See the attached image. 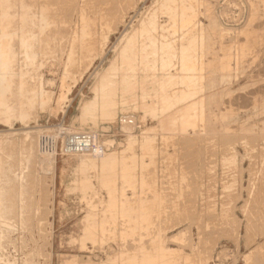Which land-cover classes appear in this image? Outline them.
<instances>
[{
    "label": "rangeland",
    "instance_id": "obj_1",
    "mask_svg": "<svg viewBox=\"0 0 264 264\" xmlns=\"http://www.w3.org/2000/svg\"><path fill=\"white\" fill-rule=\"evenodd\" d=\"M36 1L0 0V264H264V0Z\"/></svg>",
    "mask_w": 264,
    "mask_h": 264
},
{
    "label": "bare ground",
    "instance_id": "obj_2",
    "mask_svg": "<svg viewBox=\"0 0 264 264\" xmlns=\"http://www.w3.org/2000/svg\"><path fill=\"white\" fill-rule=\"evenodd\" d=\"M35 1H36V0H35ZM40 1H41V0H40ZM40 1H39V2H40ZM77 1H78V0H77ZM36 2H37V1H36ZM41 2H42V1H41ZM41 2H40V3H41ZM48 2H50V1H48ZM52 2H53V1H52ZM74 2H75V1H74ZM133 2H134V1H133ZM40 3H39V5H37V7L40 6ZM45 3H46V2H45ZM76 3H77V2H76ZM105 3H107V2H105ZM110 3H111V2H110ZM134 3H135V2H134ZM37 4H38V3H37ZM42 4H43V3H42ZM47 4H48V3H47ZM101 4H102V3H101ZM130 4H132V3H130ZM164 4L166 5V3H164ZM45 5H46V4H45ZM49 5H50V4H49ZM61 5H62V4H61ZM97 5H98V4H97ZM97 5H95V6H97ZM121 5H122V4H121ZM125 5H126V4H125ZM133 5H134V4H133ZM154 5H155V3H154ZM161 5H162V4H161ZM110 6H111V5H110ZM110 6H108L109 9H112L113 7L110 8ZM118 6H119V5H118ZM159 6H160V5H159ZM167 6H168V5H167ZM167 6H165V7H167ZM41 7H42V6H40V10H41ZM47 7H48V6H47ZM92 7H93V4H92ZM101 7H102V6H101ZM103 7H104V6H103ZM160 7H161V6H160ZM165 7H164V9H165ZM38 8H39V7H38ZM42 8H45V6L42 7ZM49 8H50V7H49ZM72 8H73V7H72ZM72 8H71V9H72ZM87 8H88V7H87ZM104 8H105V7H104ZM121 8H123V6H121ZM169 8H170V7H169ZM56 9H57V8H56ZM67 9H68V7H67ZM71 9H70V10H71ZM88 9H90V8H88ZM106 9L108 10V8H106ZM116 9H117V8H116ZM126 9H127V8H126ZM162 9H163V8H162ZM30 10H31V9H30ZM30 10H29V11H30ZM43 10H44V9H43ZM73 10H74V9H73ZM103 10L106 11L105 9H103ZM114 10H115V9H114ZM117 10H118V9H117ZM121 10H123V9H121ZM121 10H120V12H121ZM124 10H125V9H124ZM124 10H123V11H124ZM154 10H155V9H154ZM168 10H169V9H168ZM186 10H187V9H186ZM186 10H185V12H186ZM36 11H38V10L36 9ZM45 11H46V10H45ZM60 11H61V10H60ZM62 11H63V8H62ZM65 11H66V10H65ZM68 11H69V10H68ZM71 11H72V10H71ZM81 11H82V10H81ZM134 11H135V10H134ZM134 11H133V13H136V12H134ZM138 11H139V10H138ZM161 11H164V10H161ZM187 11H188V10H187ZM30 12H31V11H30ZM34 12H35V11H34ZM55 12H56V11H55ZM110 12H111V10H110ZM113 12H114V11H113ZM127 12H128V11H127ZM148 12H149V11H148ZM167 12H168V11H167ZM167 12H166V13H167ZM61 13H62V12H61ZM69 13H70V12H69ZM96 13H97V11H96ZM151 13H152V12H151ZM164 13H165V12H164ZM170 13H171V12H170ZM188 13H189V12H188ZM35 14H36V13H35ZM37 14H38V13H37ZM64 14H65V13H64ZM78 14H80V13H78ZM99 14H100V13H99ZM101 14H103V13H101ZM113 14H114V13H113ZM123 14H124V13H123ZM125 14H126V13H125ZM136 14H137V13H136ZM139 14H140V13H139ZM141 14L143 15V13H141ZM153 14H155V13L153 12ZM156 14H157V13H156ZM161 14H162V13H161ZM182 14H183V13H182ZM21 15H22V14H21ZM29 15H30V14H28V16H29ZM41 15H42V14H41ZM41 15H40V17H41ZM55 15H56V14H55ZM55 15H54V16H55ZM57 15H58V14H57ZM68 15H69V14H68ZM70 15H71V14H70ZM80 15H82V14H80ZM80 15H79V16H80ZM104 15H106V14H104ZM149 15H150V14H149ZM164 15H165V14H164ZM169 15H170V14H169ZM169 15H166V16L169 17ZM185 15H186V14H185ZM28 16H27V17H28ZM31 16H32V13H31ZM43 16H45V15H43ZM43 16H42V17H43ZM47 16H50V15H47ZM63 16H64V15H63ZM95 16H96V15H95ZM109 16H110V15H109ZM109 16H108V17H109ZM111 16L113 17V15H111ZM114 16H115V15H114ZM119 16H121L120 13H119ZM135 16H136V15H135ZM171 16H172V15H171ZM171 16H170V17H171ZM182 16H184V15H182ZM182 16H181V18H182ZM187 16H188V14H187ZM187 16H186V17H187ZM19 17H20V16H19ZM24 17H26V16H24ZM27 17H26V18H27ZM60 17H61V15H60ZM60 17H59V18H60ZM65 17H66V16H65ZM81 17H83V16H81ZM101 17H102V16H101ZM101 17H100V18H101ZM112 17H111V18H112ZM116 17H118V15H117ZM130 17H132V16L130 15ZM133 17H134V16H133ZM133 17H132V19H133ZM137 17H138V16H137ZM153 17H154V16H153ZM175 17H176V16H175ZM38 18H39V17H38ZM46 18H48V17H46ZM66 18H67V17H66ZM78 18H79V17H78ZM87 18H88V17H87ZM89 18H90V17H89ZM93 18H94V17H93ZM96 18H97V17H96ZM96 18H95V19H96ZM106 18H107V17H106ZM111 18H109V19H111ZM119 18H120V17H119ZM128 18H129V17H128ZM149 18H150V17H149ZM32 19H33V18H32ZM35 19H36V18H35ZM50 19H51V16H50ZM53 19H55V18H53ZM70 19H71V18H70ZM76 19H77V17H76ZM84 19H85V18H84ZM84 19H83V20H84ZM121 19H122V18H121ZM121 19H120V21H121ZM137 19H138V18H137ZM137 19H135V20L137 21ZM144 19H145V18H144ZM154 19H155V18H154ZM154 19H153V20H154ZM157 19H158V18H157ZM166 19H167V18H166ZM175 19L177 20V18H175ZM182 19H183V18H182ZM21 20H23V19H21ZM28 20H29V18H28ZM28 20H26V21H28ZM48 20H49V19H48ZM67 20H68V19H67ZM86 20H88V19H86ZM113 20H114V19H113ZM122 20H123V19H122ZM129 20H130V19H129ZM138 20H139V19H138ZM141 20H142V19H141ZM19 21H20V19H19ZM26 21H25L24 24H28L27 26H29V23H27ZM34 21H35V20H34ZM36 21H39V20L36 19ZM41 21H42V19L39 21V22H40V25H42L41 23L44 22V21H42V22H41ZM76 21H77V20H76ZM89 21H90V20H89ZM106 21H107V20H106ZM106 21H105V22H106ZM118 21H119V20H118ZM142 21H143V20H142ZM142 21H141V23H142ZM148 21H149V20H148ZM171 21H172V20H171ZM184 21H185V20H184ZM190 21H191V20H190ZM21 22H22V21H20V23H21ZM39 22H38V23H39ZM45 22H46V21H45ZM85 22H86V21H85ZM102 22H103V21H102ZM121 22H122V21H121ZM127 22H128V21H127ZM132 22H133V21L130 20V23H131L130 25H128L129 23H128V24H127V23L125 24V26H124V27H125V30H126V29L128 30V29H130V28L133 27ZM152 22H153V21H152ZM155 22H156V21H155ZM22 23H23V22H22ZM63 23H64V22H63ZM63 23H62V24H63ZM124 23H125V22H124ZM147 23H148V22H147ZM166 23H167V22H166ZM186 23H187V22H186ZM31 24H32V23H31ZM55 24H56V23H55ZM67 24H68V23H67ZM88 24H89V23H88ZM93 24H94V23H93ZM114 24H115V23H114ZM119 24H120V23H119ZM137 24H138V21H137ZM160 24H161V23H160ZM167 24H168V23H167ZM170 24H171V22H170ZM22 25H23V24H22ZM35 25H36V24H35ZM37 25H38V24H37ZM44 25H45V24H44ZM57 25H58V24H57ZM84 25H85V24H84ZM106 25H107V24H106ZM135 25H136V23H135ZM138 25H139V24H138ZM143 25H144V24H143ZM149 25H150V24H149ZM149 25H148V26H149ZM155 25H156V24H155ZM161 25H162V24H161ZM161 25H160V26H161ZM168 25H169V24H168ZM177 25H178V24H177ZM23 26H24V25H23ZM42 26H43V25H42ZM42 26H41V27H42ZM64 26H65V25H64ZM69 26H70V25H69ZM69 26H68V28H69ZM76 26H77V25H76ZM104 26H105V25H104ZM109 26H110V25H109ZM160 26H159V23H158V26H157V27H158V28H162V26H161V27H160ZM165 26H166V25L164 24V27H165ZM170 26H171V25H170ZM187 26H188V25L186 24V28H187ZM45 27H46V26H45ZM113 27H114V26H113ZM124 27H123V28H124ZM164 27H163V28H164ZM171 27H172V26H171ZM179 27H180V26H179ZM183 27H184V26H183ZM22 28H23V27H22ZM30 28H31V27H30ZM48 28H49V27H48ZM48 28H45V29L49 30ZM66 28H67V27H66ZM66 28H65V29H66ZM84 28H85V27H84ZM104 28H105V27H104ZM115 28H116V27H115ZM136 28H137V25H136ZM138 28H141V27L139 26ZM142 28H143V27H142ZM142 28H141V30L143 31ZM150 28H151V27H150ZM150 28H148V29H150ZM163 28H162V29H163ZM180 28H181V27H180ZM186 28H184V29H186ZM31 29H32V28H31ZM50 29L52 30V28H50ZM55 29H56V28H55ZM59 29H60V28H59ZM93 29H94V27H93ZM106 29H107V28H106ZM133 29H134V32H135V28H133ZM144 29H145V28H144ZM151 29H152V28H151ZM151 29H150V30H151ZM162 29H161V33H162V31H163L164 29L166 30V28H164L163 30H162ZM167 29H168V28H167ZM176 29H177V28H176ZM74 30H75V29H74ZM87 30H89V29H87ZM125 30H124V31H125ZM127 30H126V31H127ZM138 30H140V29H138ZM145 30H147V29H145ZM145 30L143 31V34H146V33H145ZM152 30L154 31L155 29L153 28ZM152 30H151V31H152ZM156 30H158V29H156ZM156 30H155V31H156ZM165 30H164V31H165ZM179 30H180V29H179ZM72 31H73V30H72ZM93 31H94V30H93ZM116 31H117V30H116ZM124 31L122 30V33H123ZM164 31H163V32H164ZM167 31H168V30H166V32H167ZM172 31H173V30H172ZM172 31H171V32H172ZM180 31H181V30H180ZM187 31H189V29H187L186 32H187ZM46 32H47V31H46ZM56 32H57V31H56ZM60 32H62V31H60ZM84 32H85V31H84ZM91 32H92V30H91ZM94 32H95V31H94ZM128 32H130V31H128ZM156 32H157V31H156ZM158 32L160 33V29H159ZM183 32H184V31H183ZM43 33H45V32H43ZM48 33H49V31H48ZM74 33H75V32H74ZM76 33H77V32H76ZM89 33H90V32H89ZM122 33H121V34H122ZM125 33H127V32H125ZM132 33H133V31H132ZM136 33H137V31H136ZM150 33H151V32H150ZM161 33H160V34H161ZM50 34H51V33H50ZM54 34H55V33H54ZM67 34H68V33H67ZM82 34H84V33L82 32ZM86 34H87V33H86ZM90 34H91V33H90ZM99 34H100V33H99ZM127 34H128V33H127ZM143 34H142V35H143ZM157 34H158V33H157ZM176 34H177V31H176ZM186 34H187V33H186ZM39 35H40V34H39ZM57 35H58V34L56 33V36H57ZM76 35H77V34H76ZM91 35H92V34H91ZM95 35H96V33H95ZM142 35H140V36H142ZM148 35L151 36V35L149 34V32L147 33V36H148ZM155 35H156V34H155ZM155 35H154V36H155ZM162 35H163V34H162ZM166 35H167V34H166ZM169 35H170V33H169ZM60 36H61V35H60ZM81 36H83V35H81ZM124 36L127 38L126 35H124ZM36 37H37V36H36ZM46 37H48V35H47ZM53 37H54V36H53ZM53 37H51V38H53ZM65 37H66V36H65ZM84 37H85V36H84ZM90 37H91V36H90ZM93 37H94V35H93ZM100 37H101V36H100ZM108 37H109V36H108ZM128 37H129V35H128ZM133 37H134V36H133ZM137 37H138V36H137ZM142 37H143V36H142ZM152 37H153V36H152ZM158 37H159V36H158ZM158 37H156V38L158 39ZM161 37H162V36H161ZM161 37H160V38H161ZM168 37H169V36H168ZM170 37H172V36L170 35ZM187 37H188V36H187ZM38 38H39V37H38ZM74 38H75V37H74ZM74 38H73V39H74ZM77 38H78V37L76 36V39H77ZM117 38H118V37H117ZM139 38H140V37H139ZM143 38H144V37H143ZM145 38H146V37H145ZM164 38H166V37L164 36ZM180 38H181V36H180ZM182 38H183V37H182ZM67 39H68V38H67ZM73 39H72V40H73ZM76 39H75V40H76ZM82 39H83V37H82ZM87 39H88V38H87ZM93 39H95V38H93ZM93 39H92V40L89 39V40L93 42ZM123 39H124V38H123ZM123 39H122V40H123ZM134 39H135V37H134ZM136 39H138V38H136ZM148 39H149V38H148ZM152 39L154 40V38H150V41H151ZM157 39H156V40H157ZM162 39H163V38H162ZM170 39H171V38H170ZM175 39H176V38H175ZM175 39H172V40H175ZM49 40H51V39H49ZM77 40H79V39H77ZM77 40L74 41V43H76ZM101 40H102V39H101ZM105 40H106V39H105ZM118 40H119V38H118ZM139 40H140V39H139ZM141 40H142V39H141ZM52 41H53V40H52ZM52 41H51V43H52ZM96 41H98V40L96 39ZM129 41H130V40H129ZM132 41H133V40H132ZM142 41H143V40H142ZM144 41H147V40H144ZM164 41H166V40H164ZM56 42H57V41H56ZM70 42H71V41H70ZM78 42H79V41H78ZM78 42H77V43H78ZM80 42H81V44H82V41H80ZM83 42L85 43V41H83ZM88 42H89V41H88ZM147 42H148V41H147ZM154 42H156V41H154ZM154 42H153V43H154ZM157 42H158V41H157ZM169 42H171V41H169ZM172 42H173V41H172ZM58 43H60V42H58ZM74 43H73V44H74ZM89 43H90V42H89ZM115 43H116V42H115ZM125 43H126V42H125ZM125 43H123V44H125ZM133 43H134V41H133ZM139 43H140V44H139L138 46H136V44H135V46H134L132 49H131V47H130V49H131V50H130V56H136V57H137V56H140V57H141V53H143V51L146 50L145 48H146L147 45H146V44L144 45L141 41H139ZM159 43H160V44H159ZM159 43H158V44H152V45L149 44L148 47H150V48L158 47V48H159V45H161L162 42H159ZM164 43H165V42H164ZM166 43H167V41H166ZM81 44L78 43V46L81 47ZM86 44H87V42H86ZM93 44H94V42H93ZM93 44H88V45H93ZM118 44H119V43H118ZM118 44L116 45L117 47H118ZM121 44H122V43H121ZM130 44H131V43H130ZM130 44H129V45H130ZM141 44H143V45H141ZM174 44H175V43H172V44L170 43V45H172V46H173ZM60 45H61V44H60ZM64 45H65V43H64ZM64 45H63V46H64ZM74 45H75V44H74ZM95 45H96V42H95ZM125 45H126V44H125ZM132 45H133V44H132ZM167 45H169V44L167 43ZM49 46H51V45H49ZM82 46H83V45H82ZM93 46H94V45H93ZM121 46H122V45H121ZM174 46H175V45H174ZM174 46H173V47H174ZM119 47H120V46H119ZM119 47H118V48H119ZM161 47L164 49V48L167 47V46L162 45ZM73 48H74V47H73ZM87 48H89V47L87 46ZM91 48H92V47H91ZM91 48H90V49H91ZM114 48H115V47H114ZM118 48H117V49H118ZM121 48H122V47H121ZM126 48H128V47L126 46ZM158 48H157V49H158ZM175 48H176V47H175ZM175 48H174V49H175ZM63 49H65V48H63ZM76 49H77V48H76ZM76 49H75V50H76ZM80 49H81V48H80ZM112 49H113V47H112ZM115 49H116V48H115ZM123 49L126 50L125 48H123ZM148 49H149V48H147V51H148ZM166 49H167V48H165V50H166ZM171 49H172V48H171ZM185 49H186V48H185ZM75 50H74V51H75ZM150 50H151V49H150ZM56 51H57V50H56ZM71 51H72V50H71ZM74 51H73V52H74ZM81 51H83V50H81ZM86 51H87V50H86ZM151 51H152V50H151ZM151 51H149V56H150V54H156V53L154 52V50H153L154 53H153V52L150 53ZM155 51H156V49H155ZM159 51H160V50H159ZM171 51H173V50H171ZM100 52H101V51H100ZM104 52H105V51L103 50V54H104ZM122 52H123V51H122ZM162 52H163V51H162ZM105 53H107V52H105ZM117 53H118V52H117ZM117 53H116V54H117ZM127 53H128V52H127ZM144 53H145V52H144ZM157 53H158V52H157ZM160 53H161V51H160ZM171 53H172V52H171ZM174 53H175V51H174ZM174 53H173V54H174ZM62 54H63V53H62ZM75 54H76V53H75ZM119 54H121V53H119ZM124 54H125V53H124ZM173 54H172V55H173ZM71 55H73V53H72ZM86 55H87V54H86ZM105 55H106V54H105ZM105 55H104V56H105ZM127 55H128V54H127ZM127 55H126V56H127ZM66 56H67V55H66ZM89 56H90V55H89ZM89 56H88V57H89ZM102 56H103V55H102ZM149 56H148L147 58H149ZM154 56H155V55H154ZM154 56H153V59H155ZM159 56H161V55L159 54ZM60 57H61V54H60ZM72 57H73V56H72ZM127 57H128V56H127ZM142 57H143V55H142ZM142 57H141V58H142ZM155 57H156V56H155ZM157 57H158V55H157ZM85 58H86V56H85ZM92 58H93V57H92ZM101 58H103V57H101ZM123 58H125V57H123ZM128 58H129V57H128ZM94 59H95V58H94ZM119 59H120V58H119ZM126 59H127V58H126ZM132 59L135 60V64H136V66L138 67V66L140 65V64L137 65L138 61H136V59H135L134 57H133ZM142 59H144V57H143ZM142 59H141V60H142ZM153 59H152V60H153ZM160 59H161V58H160ZM68 60H69V59H68ZM72 60H73V59H72ZM89 60H90V59H89ZM124 60H125V59H124ZM133 60H132V62H133ZM137 60H138V59H137ZM60 61H61V60H60ZM69 61H70V60H69ZM83 61H84V60H83ZM85 61H86V59H85ZM85 61H84V62H85ZM101 61H102V60H101ZM119 61H120V60H119ZM122 61H123V60H122ZM125 61H126V60H125ZM143 61H145V60H143ZM148 61H149V60H148ZM158 61H159V57H158V60H157L156 62H158ZM160 61H161V60H160ZM64 62H65V61H64ZM115 62H116V61H115ZM130 62H131V61H130ZM141 62H142V61H141ZM154 62H155V61H154ZM162 62H163V61H162ZM72 63H73V62H72ZM82 63H83V62H82ZM111 63H114V62H111ZM120 63H121V62H120ZM120 63H119V65H120ZM139 63H140V62H139ZM146 63H147V61H146ZM146 63H144V64H146ZM84 64H85V63H84ZM128 64H129V61H128ZM144 64H143V65H144ZM148 64H149V63H148ZM148 64H147V65H148ZM153 64H154V63H153ZM89 65H90V64H89ZM113 65H115V64H113ZM116 65H117V63H116ZM125 65H126V64H125ZM125 65H124V66H125ZM132 65H133V64H132ZM143 65H142V66H143ZM74 66H75V65H74ZM74 66H73V67H74ZM83 66H85V65H83ZM110 66H111V65H110ZM130 66H131V64H130ZM142 66H141V67H142ZM152 66H153V65H152ZM87 67H88V66H87ZM108 67H109V66H108ZM114 67H115V66H114ZM119 67H121V66H119ZM133 67H134V66H133ZM133 67L131 66V68H133ZM137 67H136V70L139 69V67H138V68H137ZM141 67H140V68H141ZM116 68H117V67H116ZM116 68H115V69H116ZM142 68H143V67H142ZM149 68H150V67H149ZM152 68H155V67H152ZM107 69H108V68H107ZM119 69H121V68H119ZM119 69H118V70H119ZM122 69H123V67H122ZM125 69H126V68H125ZM125 69H124V70H125ZM127 69H128V68H127ZM74 70H75V69H74ZM105 70H106V68H105ZM129 70H130V69H128V71H126V72H129ZM134 70H135V67H134ZM159 70H160V69H159ZM159 70H158V71H159ZM77 71H78V70H77ZM80 71H81V70H80ZM107 71H108V70H107ZM111 71H112V69H111ZM111 71H110V72H111ZM119 71H120V70H119ZM122 71H123V70H122ZM141 71H143V70H141ZM141 71H140V72H141ZM151 71H152V69H151ZM93 72H94V71H93ZM113 72H114V71H113ZM126 72H124V73H126ZM134 72H136V71H134ZM138 72H139V71H138ZM140 72H139V73H140ZM156 72H157V69H156ZM75 73H76V72H75ZM103 73H104V72H103ZM107 73H108V72H107ZM111 73H112V72H111ZM148 73H149V72H148ZM76 74H77V73H76ZM109 74H110V73H109ZM115 74H117V73H115ZM115 74H113V76H114ZM126 74L129 75L128 73H126ZM137 74H138V73H137ZM150 74H152V73H150ZM158 74H159V73H156V76H157ZM91 75H92V74H91ZM104 75H107V76H108V74H105V73H104ZM110 75H112V74H110ZM119 75H120V73H119ZM124 75H125V74H123V76H124ZM127 75H126V76H127ZM132 75H133V73H132ZM139 75H140L139 78L137 77L138 80H139L140 77H141V73H140ZM143 75H144V73H143ZM148 75H149V74H148ZM115 76H116V75H115ZM126 76H125V78H127ZM135 76H136V74H135ZM137 76H138V75H137ZM144 76H145V75H144ZM154 76H155V75H154ZM101 77H102V76H101ZM120 77H121V75H120ZM142 77H143V76H142ZM103 78H104V76H103ZM116 78H118V77H116ZM123 78H124V77H123ZM134 78H135V77H134ZM143 78H144V77H143ZM148 78H149V77H148ZM148 78H146L147 81H148ZM152 78H154V77H152ZM105 79H106V76H105ZM108 79H109V77H108ZM128 79H129V77H128ZM130 79H131V78H130ZM150 79H151V78H150ZM106 80H107V79H106ZM119 80H120V79H119ZM119 80H118V81H119ZM122 80H123V79H122ZM133 80H134V79H133ZM141 80H142V79H141ZM141 80H140V81H141ZM101 81H103V80L101 79ZM114 81H115V78H114ZM125 81H126V80H125ZM136 81H137V80L132 81V82L136 83ZM104 82L106 83V82H108V81H104ZM104 82H103V83H104ZM112 82H113V81H112ZM112 82H111V83L108 82V83H109V84H112ZM123 82H124V81H123ZM132 82H130V83L132 84ZM137 82H138V81H137ZM113 83H114V82H113ZM130 83H129V84H130ZM142 83H143V82H142ZM123 84H127V82H126V83H123ZM138 84H139V82H138ZM138 84H137L136 86H138ZM147 84H148V83H147ZM147 84H146V85H147ZM99 85H100V84H99ZM112 85L115 86V84H112ZM143 85H144V84H143ZM143 85H142V86H143ZM148 85H149V84H148ZM105 86H106V85H105ZM107 86H108V85H107ZM109 86H110V85H109ZM98 87H99V86H98ZM110 87H112V86H110ZM127 87L130 88L129 86H127ZM127 87H125V89H128ZM132 87H133V86H132ZM140 87H141V86H140ZM140 87H138V88H139V91H141V90H140ZM100 88H101V86H100ZM107 88H108V87H107ZM115 88H116V86L114 87V89H115ZM118 88H120V87H118ZM122 88H123V86H122ZM133 88H134V87H133ZM138 88H137V89H138ZM114 89H113V90H114ZM130 89H131V88H130ZM134 89H135V88H134ZM137 89H136V93H135V95L137 94ZM101 90L104 91V88L101 89ZM107 90H108V92H110L109 89H107ZM96 91H97V90L95 89V93H96ZM118 91H119V90H118ZM123 91L125 92V90H123ZM128 91H129V90H127V92H128ZM145 91H146V90H145ZM100 92H101V91H100ZM104 92H106V91H104ZM111 92H112V91H111ZM111 92H110V93H111ZM114 92H115V90H114ZM112 93H113V92H112ZM118 93H119V92H118ZM38 94H39V93H38ZM106 94H107V92H106ZM113 94H114V93H113ZM116 94H117V93H116ZM120 94H121V93H120ZM120 94H119V97H120ZM129 94H130V93H129ZM98 95H99V94L97 93L96 96H98ZM101 95H104L103 92H102ZM101 95H100V96H101ZM114 95H115V94H114ZM132 95H133V94H132ZM100 96H98V97H100ZM110 96H111V94H110ZM130 96H131V94H130ZM98 97H97V98H98ZM104 97H105V95H104ZM104 97L102 98L103 100H104ZM111 97H112V96H111ZM132 97H133V96H132ZM100 98H101V97H100ZM106 98H107V97H106ZM108 98H109V97H108ZM108 98H107V100L110 99V98H109V99H108ZM137 98H138V97H137ZM139 98H140V97H139ZM112 99H113V98H112ZM114 99H115V97H114ZM132 99H133V98H132ZM116 100H117V99H116ZM122 100H124V99H122ZM122 100H121V101H122ZM129 100H130V99H129ZM43 101H44V100H43ZM45 101H46V100H45ZM94 101H95V100H94ZM99 101H100V99H99ZM99 101H98V99H97L96 104H97V102H99ZM101 101H102V100H101ZM104 101H106V100H104ZM104 101H103V102H104ZM114 101H115V100H113V102H114ZM133 101H135V100L133 99ZM133 101H132V102H133ZM106 102L109 103L108 101H106ZM106 102H104V103H102V104H104V106H105V105H106ZM113 102H111V103H113ZM119 102H120V100H119ZM123 102H125V100H124ZM116 103H117V102H116ZM116 103H114V104L116 105ZM45 104H46V103H45ZM93 104L95 105V103H92L90 106H92ZM117 104H118V103H117ZM123 104H124V103H123ZM127 104H128V102H127ZM130 104H131V101H130ZM97 105H99V103H98ZM108 105H109V104H107V108H108ZM118 105H119V104H118ZM125 105H126V103H125ZM131 105H132V104H131ZM40 106H41V105H40ZM42 106H43V105H42ZM100 106H101V105H100ZM109 106H110L109 108H111V105H109ZM112 106H113V104H112ZM121 106H122V105H121ZM128 106H129V104H128ZM128 106H127V107H128ZM94 107H95V106H94ZM96 107H97V106H96ZM98 107H99V106H98ZM98 107H97V108H98ZM105 107H106V106H105ZM114 107H116V106H114ZM127 107H126V108H127ZM97 108H95V109H97ZM99 108H100V110L102 109L101 107H99ZM99 108H98V109H99ZM103 108H104V107H103ZM120 108H121V107H120ZM120 108H119V109H120ZM9 109H10V108H9ZM105 109H106V108H105ZM112 109H114V108H112ZM112 109H111V111H112ZM89 110H91V109H89ZM107 110H108V109H107ZM107 110H106V112L108 113ZM127 110H128V108H127ZM175 110H176V109H175ZM104 111H105V110H104ZM104 111H103V112H104ZM113 112L116 113L115 110H114ZM101 113H102V112H101ZM107 113H106V114H107ZM110 113H111V112H110ZM90 114H91V113H90ZM94 114H95V113H94ZM103 114H104V113H103ZM112 114H113V113H112ZM125 114H126V113H125ZM129 114H131V113H129ZM92 115H93V114H92ZM110 115H111V114H110ZM104 116H105V115H104ZM108 116H109V115H108ZM125 116H126V115H125ZM130 116H131V115H130ZM99 117H101V116H99ZM119 117H120V116H119ZM108 118H109V117H108ZM120 118H121V117H120ZM106 119H107V118H106ZM96 120H97V119H96ZM101 120H102V118H101ZM172 122H173V121H172ZM118 124H119V123H118ZM92 135H93V134H92ZM93 136H94L95 145H96V146L98 145V147H100V141L98 140L99 137H98L97 135L95 136V134H94ZM100 139H101V138H100ZM180 141H181V140H180ZM103 142H104V141H103ZM101 143H102V142H101ZM102 144H103V143H102ZM101 147H102V145H101ZM101 147H100V149L98 148V150H101ZM95 150H97V148H96ZM254 150H255V149H254ZM93 151H94V150H93ZM75 154H76V153H75ZM77 154H79V156H78V157H79V158H78V159H79V160H78V163H79V162H80V163H83V160L87 161L86 159H88V158L90 157V153H89V152H79V153H77ZM187 177H188V176H187ZM187 181H188V180H187ZM160 182H161V181H160ZM165 184H166V183H165ZM156 195H157V194H156ZM154 198H155V197H154ZM156 199H157V198H156ZM179 206H180V205H179ZM159 209H160V208H159ZM165 210H167V209H165ZM178 210H179V209H178ZM150 217H151V216H150ZM178 218H179V217H178ZM259 259H260V258H259ZM259 263H260V262H259Z\"/></svg>",
    "mask_w": 264,
    "mask_h": 264
},
{
    "label": "built area",
    "instance_id": "obj_3",
    "mask_svg": "<svg viewBox=\"0 0 264 264\" xmlns=\"http://www.w3.org/2000/svg\"><path fill=\"white\" fill-rule=\"evenodd\" d=\"M94 136L89 132H79L75 134H64L60 145V152L63 155L72 153L88 152L96 149Z\"/></svg>",
    "mask_w": 264,
    "mask_h": 264
}]
</instances>
